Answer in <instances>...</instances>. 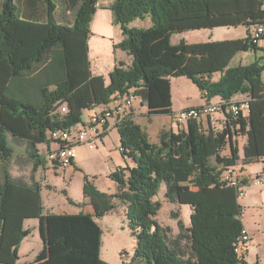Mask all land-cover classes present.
I'll return each instance as SVG.
<instances>
[{
	"label": "trees",
	"instance_id": "obj_1",
	"mask_svg": "<svg viewBox=\"0 0 264 264\" xmlns=\"http://www.w3.org/2000/svg\"><path fill=\"white\" fill-rule=\"evenodd\" d=\"M42 1L46 23L23 19L15 0H0V264H18L20 245L30 234L24 223L30 219L39 220L43 242L30 264H109L100 258L102 230L95 219L118 205L125 208L136 238L133 264H239L235 246L244 229L243 208L238 189L224 183L222 174L239 162L247 166L264 158V58L250 65L230 63L240 52L259 50L251 34L264 27V0H113L110 10L124 37L115 49L133 62L130 67L118 62L109 85L93 75L89 58L97 0L81 1L71 26L55 21L57 0ZM147 17L150 28L130 27ZM237 27L247 29L245 39L171 42L186 31ZM218 73L222 77L212 82ZM180 77L209 102L248 96V116L229 117L220 131L211 119L207 129L193 120L178 132L163 130L158 143L130 116L123 118L117 126L120 152L134 166L111 174L117 185L112 195L87 181L88 203L79 206H92L93 214H44L40 184L12 177L10 163L20 141L28 143L39 167L44 160L36 148L49 143V131L83 125L85 111L107 106L114 97L134 91L148 116L173 114L171 79ZM63 106L66 114L60 112ZM239 136L247 137L242 160ZM226 147L230 155L222 156ZM162 184L169 203L192 209L189 227L174 216L179 230L174 239L168 227L149 216L159 211L154 198Z\"/></svg>",
	"mask_w": 264,
	"mask_h": 264
},
{
	"label": "rangeland",
	"instance_id": "obj_2",
	"mask_svg": "<svg viewBox=\"0 0 264 264\" xmlns=\"http://www.w3.org/2000/svg\"><path fill=\"white\" fill-rule=\"evenodd\" d=\"M96 2L99 3V1ZM151 26L152 21L148 17L145 19H137L130 24L131 28L137 29H148ZM239 37L240 31L236 28H215L174 34L171 41L174 45L179 44L181 41H185L188 44H201L207 42L231 41L229 39L236 40ZM119 43L120 42L113 40V38L104 39L103 37L96 36V34L91 36L89 47L91 71L93 75L103 77L106 85H109V73L114 67L115 61L117 60V63L129 62L127 53L120 49H115V46ZM249 52L250 51L238 53L231 61L230 67L250 65L254 62V58L249 57ZM258 57L259 59L264 58V51H260ZM180 84H186V92L189 94L190 98L194 101L198 99V90L195 91L193 87L189 86L185 81H181ZM236 102H241V100ZM216 116H222V114L214 115L209 119L214 122L215 127L220 131L225 126L224 117L222 119H220L221 117L217 119ZM86 117L87 116H85V118ZM209 119L205 118L200 121L205 129L208 127ZM170 120L171 117L167 115L153 116L150 129L154 132L159 129H164V131L173 130L169 129L171 125ZM174 130L177 132L179 131L178 128ZM150 138V141H156L154 134H150ZM49 144L51 143L49 142L37 146L40 151L41 159H44L49 151ZM50 147L49 149L54 148L53 145ZM22 152L23 148H16L13 157L15 163L20 164L23 160L21 156ZM75 155L78 156L77 161L79 167L74 164L66 169L54 167V169H51L43 176L40 175V197L44 214L77 215L83 212H92L93 207L90 205L79 206L83 203H88V200L84 196V187L87 181L98 192L112 195L117 191V185L111 180V174L119 169L128 167L125 158L120 153V137L117 130H113L110 134L103 137L94 149H90L87 145L75 147ZM120 159L124 163L123 166H116ZM243 168L245 172H247V175H259L264 171V164L247 165ZM251 185L252 184H250V186ZM243 190L247 192V197H243L239 201L240 206L245 209L246 214V217L242 221V225L245 228H249L252 225L257 231L264 233V195L263 193L257 192L258 189L254 187L250 189L251 194L249 193L248 186H245ZM165 193L166 189L162 184L154 198L159 211L156 215L149 214V216L158 221L162 226L168 227L170 230L169 236L171 239H174L179 233L178 221L174 216L178 215L185 226L189 227L192 209L189 206H179L169 203L165 198ZM70 200L76 205H72L69 202ZM95 220L102 230L100 258L109 264H133L136 238L129 229L125 216V208L122 205H118L113 212ZM39 233L38 229L35 230L32 227L29 234L30 239L33 240L35 244L38 243V246L41 245Z\"/></svg>",
	"mask_w": 264,
	"mask_h": 264
},
{
	"label": "crops",
	"instance_id": "obj_3",
	"mask_svg": "<svg viewBox=\"0 0 264 264\" xmlns=\"http://www.w3.org/2000/svg\"><path fill=\"white\" fill-rule=\"evenodd\" d=\"M15 1L19 6V9L21 11V17L23 19L36 21V22H42V23L47 22V19H48L47 7L42 0H15ZM81 1L82 0H57L56 9L54 11L55 21L62 25H68V26L73 25L74 20H75V14L80 7ZM97 1H99V3H96V13L90 24L91 35L89 38V47H90L91 36H93L94 34H96V36L103 37L104 39L113 38V40L121 43L124 37H123L122 31L119 25L115 24L113 12L110 10V6L113 3V0H105V1L97 0ZM236 29L240 31V37L238 39H245L247 37V29L245 27H237ZM94 32H97V33H94ZM229 40H234V39H229ZM258 48H259L258 52L256 51V52L248 53L250 58H254V62L259 60L258 56H259L260 51L262 52L264 51V40L260 41V43L258 44ZM127 56H128L129 62H125V61L124 62L127 67H130L132 65L133 59L128 54ZM116 64H117V60L115 61L114 67L112 68V70L115 68ZM112 70L110 71V73L112 72ZM221 77H222L221 73L215 74L213 75L211 81L218 82ZM181 81H185L189 86L193 87L195 91L198 90L197 92L198 99L196 101L190 98L189 94L186 92L187 90L186 84L185 85L180 84ZM263 81H264V74H263ZM202 95L203 94L197 88V86L194 85L189 79L184 78V77H180L177 79L175 78L171 79V96H172V108L171 109H172L173 114L167 115L171 117V120H170L171 125L169 129H173L174 132H177L176 130H174L177 127L173 122V117H174L173 115L182 110H186L192 107L202 106L206 101ZM247 99H249L248 96L237 95L232 99V101H239V100L244 101ZM219 101H220L219 98H215V99H211L210 102L217 103ZM106 107L108 106H100L91 111H85L84 116H83V122H87L91 115L105 109ZM85 116L87 117L85 118ZM127 116H130V118L135 123L140 125L147 132V134L149 135V138H150V134H154L156 141H151V142L158 143L160 133L164 129H159L156 132L150 129V123H152L153 116H148V108L141 103L140 99L134 103L132 110H130L127 113L126 117ZM216 117L217 119H219L220 117H221L220 119H222L224 116L222 115V116H216ZM223 120L226 123V120L224 118ZM113 130H117V127L116 125H114V123H112L109 131L105 134V136L110 134ZM237 140H238V146H239V155L242 160L244 158V147L247 144V137L239 136ZM19 144H20L19 148H23V152L21 154V156L23 157V160L21 161L20 163L21 165H20L19 163H15V161L12 159L10 163V173L13 178L20 179L29 185L39 184L40 175L43 176L51 169H54V167L56 166L51 164L50 162H47L46 155H45L43 159L44 163L39 167H35L33 160L30 157V149H29L28 143L26 141L24 142L20 141ZM51 145L53 144H49V148H51L50 147ZM120 146H121V143H120ZM36 150L38 151V154L40 155V151L38 147L36 148ZM221 155L229 156L230 155L229 147H226L221 152ZM77 157L78 156L75 155L73 164L79 167ZM125 160L129 167L134 166V163L131 159H125ZM261 163L264 164V158L258 161L257 163H253V164H261ZM123 164H124L123 161L120 159L118 160L116 166H123ZM0 165H1V162H0ZM236 167L241 169L242 173L246 177L247 185L245 186H248L249 193L251 194L250 189L254 187L258 189L257 192L263 193L264 195V188H263L264 187V171H262V173H260L259 175L258 174L247 175V172H245V169L243 168L246 166H243L241 162H239V164L236 165ZM257 176H262L263 178L262 184L255 183L254 179ZM250 184L252 185L250 186ZM243 197H247L246 191ZM243 212H244V217L242 218V221L246 217L245 209H243ZM88 213L93 214V211L88 212ZM32 227L35 230L38 229V233H39V220L38 219H30V220L25 221L24 223L25 229L31 231ZM245 229L248 231L249 235L251 236V244L247 250V254L245 258L246 263L255 264L256 262H259V264H264V233L263 232L261 233V231H257L252 225L249 228H245ZM39 240L41 241L40 246H38V243L35 244V242L31 240L29 236L23 240L19 248L20 260L18 264H30L35 261L36 257L39 255V253L43 249V242L41 238H39Z\"/></svg>",
	"mask_w": 264,
	"mask_h": 264
},
{
	"label": "built area",
	"instance_id": "obj_4",
	"mask_svg": "<svg viewBox=\"0 0 264 264\" xmlns=\"http://www.w3.org/2000/svg\"><path fill=\"white\" fill-rule=\"evenodd\" d=\"M263 36L264 27H258L252 32L251 39L254 44H259ZM137 100H139V97L136 93L130 91L121 97L112 98L111 103L107 105L108 107L91 115L89 120L79 127L70 130L56 129L49 131L47 134L48 140L54 145V148L49 149L47 152L46 161L60 169L72 166L75 159V147L83 145H87L90 149L97 147L98 142L109 131L112 123L117 127L121 120L126 117L127 113L132 110ZM60 112L66 114V106L61 107ZM217 114H222L226 122L229 117L237 120L240 115L248 116L249 100L241 102L220 100L217 103H211L206 100L202 106L192 107L175 113L173 115V122L180 130L185 129L190 121H202ZM222 181L228 186L238 189L239 200L243 198L245 194L243 188L247 181L241 169L236 166L226 168L222 174ZM254 181L256 184H262L263 178L262 176H257ZM243 217L244 212L242 211L241 220ZM250 244L251 236L244 228L239 237V243L235 246V253L240 261L239 264H243L242 259L245 260Z\"/></svg>",
	"mask_w": 264,
	"mask_h": 264
}]
</instances>
